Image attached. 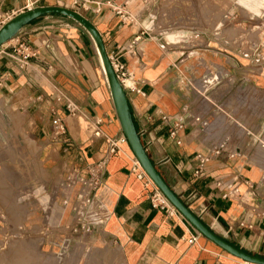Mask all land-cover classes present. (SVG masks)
Returning <instances> with one entry per match:
<instances>
[{"label":"crops","instance_id":"obj_1","mask_svg":"<svg viewBox=\"0 0 264 264\" xmlns=\"http://www.w3.org/2000/svg\"><path fill=\"white\" fill-rule=\"evenodd\" d=\"M111 1L132 22L108 7L95 13L91 6L79 14L100 34L108 58L117 59L130 75L131 88L124 92L149 159L206 227L237 250L264 258V167L248 161L244 139L233 138V131L243 126L212 123V113L222 108L212 106V88L198 92L193 87L212 82V76L198 73L197 59L181 57L183 44L168 43L184 28L169 29L161 22L159 6L164 0ZM73 2L0 0V26L37 8L77 12ZM142 30L147 36L133 43ZM19 46L29 55L24 64L8 57ZM0 78V144L25 146L32 141L50 177L71 173L87 178L88 170L104 159L107 140L124 137L94 43L71 20L58 15L38 18L1 46ZM182 113L197 115L204 125L187 117L171 137ZM54 120L62 122V131L54 130ZM222 144V154L211 157L196 175L197 156L210 155L211 148ZM4 158L0 153V161ZM135 161L124 144L104 164L86 210L94 225L91 240L108 246L124 264H247L200 236L176 210L168 215L154 209L149 202L153 185L137 177ZM231 188L237 193L224 198ZM63 204H68L67 196ZM192 235L198 240L190 245Z\"/></svg>","mask_w":264,"mask_h":264},{"label":"rangeland","instance_id":"obj_2","mask_svg":"<svg viewBox=\"0 0 264 264\" xmlns=\"http://www.w3.org/2000/svg\"><path fill=\"white\" fill-rule=\"evenodd\" d=\"M159 7L167 28H184L168 43L183 44L181 57L197 59L198 73L212 76L193 83L198 92L212 88V106L222 107L212 123L241 124L233 138L244 139L248 161L264 167V0H164ZM31 145L0 144L7 157L0 161V264H124L83 236L78 224L90 218L81 212L80 185L48 176Z\"/></svg>","mask_w":264,"mask_h":264},{"label":"water","instance_id":"obj_3","mask_svg":"<svg viewBox=\"0 0 264 264\" xmlns=\"http://www.w3.org/2000/svg\"><path fill=\"white\" fill-rule=\"evenodd\" d=\"M49 15H58L71 20L81 27L91 38L101 63L102 72L105 77L106 85L122 135L124 136L136 162L139 164L141 170L153 186L163 195L167 202L190 225V227L207 241L223 252L247 264H264V258L254 257L243 253L212 232L186 207V205H184V203L162 180L158 171L149 159L148 154L141 143L139 134L135 129L126 94L111 67L102 38L95 27L84 16L73 10L56 6L28 10L0 26V47L14 39L21 30L31 22Z\"/></svg>","mask_w":264,"mask_h":264},{"label":"built area","instance_id":"obj_4","mask_svg":"<svg viewBox=\"0 0 264 264\" xmlns=\"http://www.w3.org/2000/svg\"><path fill=\"white\" fill-rule=\"evenodd\" d=\"M73 5L76 9V11L78 13L81 12H85V11H89L91 10V6H93V12L95 13H99L101 11V9L103 7H108L109 9H111L112 11H114L118 16H120L123 21H128V22H132V18L129 17L128 14L124 13L123 10L117 6H115L113 4V2L111 0H98V1H94V0H74ZM147 33L145 32V30H142V32L140 33V35L134 39L133 43L138 42L142 37H146ZM8 57L14 61L15 63L18 64H24L25 61L27 60V58L29 57V55L24 53V50H22V46L18 47L17 51H14L11 54H8ZM110 63H111V67L118 79V81L120 82L121 86L123 87V89L125 87L131 88L129 86H127V79H129L130 75H128L126 73V71L124 70V66L117 61V59H109ZM3 80L0 78V86L2 84ZM190 118L191 121H193L194 123H200L202 125H204V123L200 120V118L197 115H191L190 113H182L180 116H178L175 119V124H174V130H172L170 132V136L171 137H176V130L181 129L183 127V122L185 118ZM60 121H53V127H55L54 130H59L62 131V128L60 126ZM58 131V133H59ZM127 144L126 140L124 137H121L120 139H108L107 140V152L105 154L104 159L98 164L96 165L95 168H90L88 170V177L87 178H79V177H72L71 173H68V175L66 176V183L70 184L71 181H73L75 184L80 185V195L82 199H85V203L81 206V212L83 214V212L85 210H87L90 205H91V198L92 195L98 190L99 185H100V176H101V172L103 170V166L106 163L107 160H109L110 157H112L113 155L117 154L120 152V146ZM223 152V144L213 147L210 150V155H206V156H197L198 159V169L196 171V175H198L199 173H201L205 167V165L209 162L210 158L213 156H219L221 155ZM133 171L134 172H138L137 177L138 178H145L147 179V181L150 182V180L146 177V175L144 174V172L141 170V168L139 167L138 163L135 161V164L133 165ZM153 185V184H152ZM70 187V185H69ZM237 190L236 189H230L228 190V192L224 195V198L231 196L233 194H236ZM192 199H195L196 196L193 195L191 197ZM149 202L151 204V206L158 210V211H163L168 215H174L176 214L175 209L167 202V200L163 197V195L153 186V191L149 197ZM67 203V202H65ZM79 205H74V210H78ZM80 209V208H79ZM202 212L205 211L204 208L201 209ZM81 226V229L83 230V236H85L87 239L90 238L94 232V225H91V223L84 221L82 218V221H80V223L78 224ZM198 240V236L197 235H192L190 236V238L188 239V244L192 245V244H196Z\"/></svg>","mask_w":264,"mask_h":264},{"label":"bare ground","instance_id":"obj_5","mask_svg":"<svg viewBox=\"0 0 264 264\" xmlns=\"http://www.w3.org/2000/svg\"><path fill=\"white\" fill-rule=\"evenodd\" d=\"M30 142V141H29ZM32 142V141H31ZM139 165V164H138ZM140 167V166H139ZM2 192V191H1Z\"/></svg>","mask_w":264,"mask_h":264}]
</instances>
